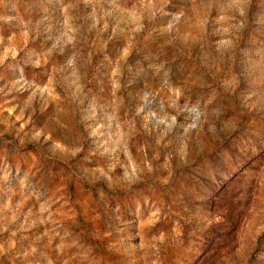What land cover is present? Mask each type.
<instances>
[{
    "label": "rangeland",
    "instance_id": "obj_1",
    "mask_svg": "<svg viewBox=\"0 0 264 264\" xmlns=\"http://www.w3.org/2000/svg\"><path fill=\"white\" fill-rule=\"evenodd\" d=\"M0 264H264V0H0Z\"/></svg>",
    "mask_w": 264,
    "mask_h": 264
}]
</instances>
